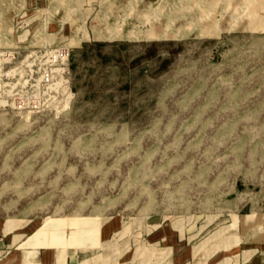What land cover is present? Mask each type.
Returning a JSON list of instances; mask_svg holds the SVG:
<instances>
[{"label":"rangeland","instance_id":"rangeland-1","mask_svg":"<svg viewBox=\"0 0 264 264\" xmlns=\"http://www.w3.org/2000/svg\"><path fill=\"white\" fill-rule=\"evenodd\" d=\"M63 44L56 106L36 80ZM48 218L98 264H234L264 239V0H0L1 230Z\"/></svg>","mask_w":264,"mask_h":264},{"label":"crops","instance_id":"crops-1","mask_svg":"<svg viewBox=\"0 0 264 264\" xmlns=\"http://www.w3.org/2000/svg\"><path fill=\"white\" fill-rule=\"evenodd\" d=\"M85 219L84 217V224L88 223L85 229H88L91 227L94 218L89 219L87 222H85ZM247 220H249V218H247ZM104 223L98 232L97 242L113 239V237L101 235ZM65 226L69 227V233L66 235L64 232ZM12 230L13 229L2 231L0 223V264H98L99 258L94 260L90 256L79 257V251H86L80 248L81 232L77 230V227L72 225H58L57 218L43 219L41 225L38 226L31 235L25 237L22 236L23 233L19 232L7 235V232L9 233ZM182 236L183 235L179 232V238H182ZM244 237L247 239L248 235ZM253 246L254 247H243L234 254L228 256H239V260L234 262V264H264V239L261 238V240L254 243ZM171 248L170 245L161 250L157 248L159 252L156 253H169V256L172 251ZM30 252H34V254L30 255ZM194 252L195 249L193 250V254ZM246 253L247 256L248 254L249 256L244 259ZM225 256L227 255L223 257ZM102 257H104V255L100 258ZM132 259L129 261L119 260V264H134V262L131 263ZM182 262L183 261H176L175 264H187V262ZM197 264H201V261Z\"/></svg>","mask_w":264,"mask_h":264},{"label":"built area","instance_id":"built-area-1","mask_svg":"<svg viewBox=\"0 0 264 264\" xmlns=\"http://www.w3.org/2000/svg\"><path fill=\"white\" fill-rule=\"evenodd\" d=\"M48 58L52 66L43 68L40 76L36 80V87H42L49 91H54L56 98V106H64L68 103L71 95L70 87L68 86V79L65 77L69 69V50L66 45H60L57 48L48 52ZM31 105L39 104L36 95L30 102Z\"/></svg>","mask_w":264,"mask_h":264}]
</instances>
